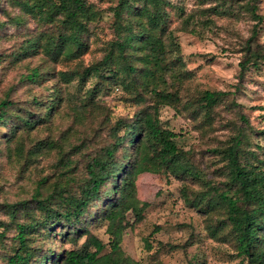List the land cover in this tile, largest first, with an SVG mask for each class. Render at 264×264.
Wrapping results in <instances>:
<instances>
[{"label":"trees","instance_id":"obj_1","mask_svg":"<svg viewBox=\"0 0 264 264\" xmlns=\"http://www.w3.org/2000/svg\"><path fill=\"white\" fill-rule=\"evenodd\" d=\"M259 2L195 0L187 11L185 0H119L111 9L113 38L103 44L99 60L85 65L80 60L90 48L91 33L104 18L96 3L0 0V12L7 17L0 19V30L7 24L27 28L29 20L35 21V27L7 51L11 62L41 56L42 62L28 65L23 81L34 85L52 79L58 82L44 99L33 95L28 103H20L9 94L0 99V126L11 123L8 141L17 131L30 136L31 131L48 125L63 104L80 119L98 118L117 89L126 101L144 105L134 115L115 120L104 113L96 123L107 128L108 139L94 150L84 139L70 145L63 132L59 139H31L30 157L55 152L57 161L53 176L39 178L28 197L0 203V211L7 217L0 219L4 264H140L125 254L122 241L132 225L131 217L139 219L148 206L139 199L136 185L138 176L146 172L197 184L201 189L185 194V202L206 217V237L229 242L245 264H264L263 146L250 141L246 115L237 111L243 125L226 144L211 149L222 163L218 174L224 179L220 182L194 161L191 150L180 143L181 134L165 127L160 119L161 107L179 110L181 87L190 78L178 37L170 28V9L179 13L181 30L200 37L218 27L217 19L247 18L249 35L242 38L237 32L236 38L238 78L243 82L249 71L264 67L260 36L264 16ZM222 28L236 34L234 27ZM74 60L80 61L77 67L59 71L54 67ZM90 79L95 82L85 89ZM75 80L78 86L72 92L68 85ZM232 96L230 91L206 89L185 108L192 109L195 118H203L202 126L213 127L220 105L240 108ZM80 158L83 164L79 166ZM98 220L107 221V243L90 231ZM70 242L72 247H64ZM147 246L151 247L149 241Z\"/></svg>","mask_w":264,"mask_h":264},{"label":"rangeland","instance_id":"obj_2","mask_svg":"<svg viewBox=\"0 0 264 264\" xmlns=\"http://www.w3.org/2000/svg\"><path fill=\"white\" fill-rule=\"evenodd\" d=\"M90 1L103 10L104 18L97 23L94 34L91 33L90 48L80 60L85 65L99 60L103 55V44L113 38L111 9L119 2ZM185 1L189 11L195 0ZM259 6L260 13L264 16V0H260ZM170 10V28L175 30L178 37L185 69L190 72V78L186 79L181 87L182 103L179 110L168 106L161 107L160 119L165 127L181 134V145L191 150L194 161L203 167L210 178L220 182L224 179L218 174L222 163L211 149L226 144L238 127L243 125L237 111L248 118L250 141L262 145L260 153L264 155V67L249 71L243 82L238 78L240 53L236 38L239 37L238 33L242 38L249 35L251 22L247 18L240 21L217 19L218 27L207 30L205 36L200 37L181 30L179 13L173 8ZM0 19L6 20L7 17L0 12ZM222 26L234 27L236 34L227 33ZM34 27L35 21L29 20L27 28L7 24L5 29L0 30V35H4L0 38V51L4 52V59L0 62V99L7 94L13 101L20 103H28L33 95L44 99L51 93L50 87L58 83L56 79H52L44 85H34L24 82L21 78L28 70L29 64L34 66L42 62L41 56L20 62H11L7 56V51L21 41L28 29L32 30ZM260 36L264 41V25ZM80 61H64L54 64V67L56 71L67 70L69 67H77ZM94 82L95 79H90L85 89L91 87ZM62 86L64 87V84ZM77 86L78 80H75L68 88L75 92ZM206 89L230 91L240 108L231 110L228 106L220 105L215 111L213 127L202 126L203 118H195L193 110L186 109L185 104L195 100ZM114 95L115 98L107 101L108 109L103 110L113 120L118 116H132L137 108L144 107L143 104L126 101L121 90L117 89ZM104 113L98 118L90 115L80 119L63 104L48 125L31 131L30 136L27 132L17 131L11 141L7 139L11 123L1 125L0 203L28 197L39 178L43 175L53 176L56 153L44 152L36 158L30 157L28 151L32 148L31 139H59L60 133L63 132L70 145L84 139L89 149H97L108 139L107 128L96 123L103 118ZM18 147L23 152L19 153ZM251 147L255 148L254 145ZM82 164L83 160L80 158L78 165ZM136 185L139 199L147 202L148 206L139 219L134 220L130 215L132 225L124 233L122 241V248L127 256L140 264H245L237 257L229 242L206 237V217L186 204L185 194L190 195L192 191L201 189L197 184L146 172L138 176ZM185 189L187 191H184ZM0 219H7L1 211ZM106 228L105 220H98L90 225V231L105 243L109 241ZM84 239L85 237L80 242ZM147 241L151 247L147 246ZM58 245L61 246L62 243L58 242ZM72 246L71 242L64 244L66 248ZM0 264H4L1 259Z\"/></svg>","mask_w":264,"mask_h":264}]
</instances>
